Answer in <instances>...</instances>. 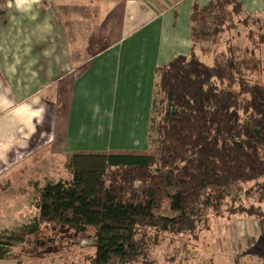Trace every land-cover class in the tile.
Returning <instances> with one entry per match:
<instances>
[{
    "label": "trees",
    "instance_id": "trees-1",
    "mask_svg": "<svg viewBox=\"0 0 264 264\" xmlns=\"http://www.w3.org/2000/svg\"><path fill=\"white\" fill-rule=\"evenodd\" d=\"M190 19V55L155 72L150 150L70 155L72 179L37 183L38 214L0 235V261L14 259L15 244L35 256L93 239L86 264H188L160 262L156 250L169 236L198 238L213 218L264 221V61L248 47L229 46L212 64L196 52L238 26L258 27L248 37L263 47L264 19L235 0L194 6Z\"/></svg>",
    "mask_w": 264,
    "mask_h": 264
},
{
    "label": "crops",
    "instance_id": "crops-1",
    "mask_svg": "<svg viewBox=\"0 0 264 264\" xmlns=\"http://www.w3.org/2000/svg\"><path fill=\"white\" fill-rule=\"evenodd\" d=\"M57 1L64 16L53 0H0V223L9 232L5 217L22 203L31 211L37 183L70 155L150 150L156 69L190 55L192 10L215 0ZM235 1L264 19V0ZM84 21L91 33L78 37Z\"/></svg>",
    "mask_w": 264,
    "mask_h": 264
},
{
    "label": "rangeland",
    "instance_id": "rangeland-1",
    "mask_svg": "<svg viewBox=\"0 0 264 264\" xmlns=\"http://www.w3.org/2000/svg\"><path fill=\"white\" fill-rule=\"evenodd\" d=\"M53 5L57 8L58 13H62L61 5L57 0H53ZM62 15L64 16L63 13ZM77 22H74V31L78 37H84V34H87L90 30V23L88 21L79 22V28H77ZM117 24L119 22L115 23V25ZM262 26L264 27L263 20L259 24L260 28ZM257 28L255 26L249 28L238 26L236 30L224 34L218 45L212 43L204 44L196 48V52L202 57V60L212 64L215 53L224 52L229 46L248 47L254 49L256 55L264 61V46L255 45L259 42L258 38L254 42L252 39L249 40L248 37L249 32L251 30L256 31ZM113 30L115 31V28ZM258 30L261 31L260 34H264V30ZM104 45L106 43L102 41L98 47H103ZM201 47L208 48L209 55H202ZM258 81L264 83V73L261 74ZM63 162L65 163V161L61 163ZM71 173L72 171L66 168L65 164L59 167L55 166L53 174H47V181L71 180ZM253 203V200H245L244 202L246 207ZM261 208L264 211V204L261 205ZM19 209L21 212L23 211L22 213L20 212L22 225L29 223L28 219L36 217L38 214V210L35 207L30 211L24 210L23 203L22 205H17V211L5 217V221H10L6 223V226L9 227L7 230L16 231L18 229V224L13 223V218L19 215ZM2 216L3 213H0V217ZM0 222H2L1 218ZM211 223L212 229L200 234L198 238H193L190 235L176 238L169 236L164 241V244L156 250L157 258L160 262H164L165 259L171 256L176 257L177 260L186 258L188 259V264H209L210 262L214 264H264V221L257 222L246 216H234L222 219L213 218ZM13 225H16V228H13ZM1 226L2 223H0V235L5 232ZM9 249L14 252L12 255L14 260L7 264H86V256H91L94 253V240L86 239L73 248L63 250L60 253L61 255L47 253L33 256L28 253V250L22 249L16 244Z\"/></svg>",
    "mask_w": 264,
    "mask_h": 264
}]
</instances>
